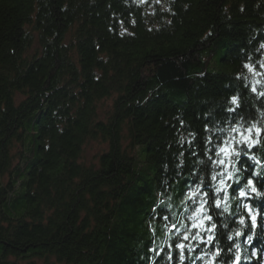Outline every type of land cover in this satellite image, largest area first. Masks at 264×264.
<instances>
[{
    "label": "trees",
    "instance_id": "16d2710c",
    "mask_svg": "<svg viewBox=\"0 0 264 264\" xmlns=\"http://www.w3.org/2000/svg\"><path fill=\"white\" fill-rule=\"evenodd\" d=\"M263 66L264 0H0V264H264Z\"/></svg>",
    "mask_w": 264,
    "mask_h": 264
},
{
    "label": "rangeland",
    "instance_id": "374dc122",
    "mask_svg": "<svg viewBox=\"0 0 264 264\" xmlns=\"http://www.w3.org/2000/svg\"><path fill=\"white\" fill-rule=\"evenodd\" d=\"M35 43L36 44L34 46L37 47L38 41H36ZM111 104H112V101H109L107 103L108 107H111ZM107 109H110V108H107ZM107 148L108 147L106 145L102 144V142H97V141L90 142L85 148V152H84V156H83L84 161L86 162L87 165H92V164L98 162L99 155L103 151L107 150ZM18 262H19V264H28V260H20Z\"/></svg>",
    "mask_w": 264,
    "mask_h": 264
},
{
    "label": "snow or ice",
    "instance_id": "6c2138e0",
    "mask_svg": "<svg viewBox=\"0 0 264 264\" xmlns=\"http://www.w3.org/2000/svg\"><path fill=\"white\" fill-rule=\"evenodd\" d=\"M222 151H223V149H222ZM222 163H223V162H222ZM214 179H215V177H214ZM248 184H249V185H251V184H252V181H251V180H249V181H248ZM253 191H255V188H253ZM240 195H242V196H243V195H244V193L241 191V192H240ZM242 223H243V221H242ZM178 247H183V246H182V245H178Z\"/></svg>",
    "mask_w": 264,
    "mask_h": 264
}]
</instances>
